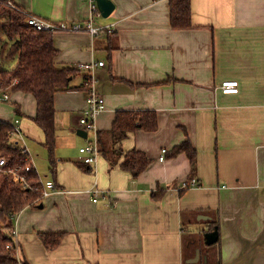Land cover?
Listing matches in <instances>:
<instances>
[{
  "label": "crops",
  "instance_id": "obj_1",
  "mask_svg": "<svg viewBox=\"0 0 264 264\" xmlns=\"http://www.w3.org/2000/svg\"><path fill=\"white\" fill-rule=\"evenodd\" d=\"M7 1L56 24L93 18L112 26L96 36L53 32L54 67L74 70L68 89L53 96L52 160L34 121V96L3 89L9 99L0 102V120L18 119L21 137L13 141L27 149L40 185H55L44 197L41 187L14 216L16 258L23 264H264V0H189V28L170 26L169 0H110L106 18L99 10L92 15L84 0ZM97 62L103 66L91 77L105 109L95 119L97 160L88 166L79 148L89 138L77 131L89 74L78 65ZM228 80L237 81V93L221 92ZM133 111L154 112L156 130L129 132L114 143L116 114ZM185 143L192 161L174 153ZM132 149L149 160L136 177L120 166ZM213 223L218 239L208 254L186 235L212 232ZM48 234L60 235L55 245L44 241Z\"/></svg>",
  "mask_w": 264,
  "mask_h": 264
},
{
  "label": "trees",
  "instance_id": "obj_2",
  "mask_svg": "<svg viewBox=\"0 0 264 264\" xmlns=\"http://www.w3.org/2000/svg\"><path fill=\"white\" fill-rule=\"evenodd\" d=\"M7 2L0 0V88L13 87L34 96L36 101L34 121L44 131L49 159L52 160L53 96L58 91L68 89V78L74 69H56L54 58L57 51L53 47V31H38L26 26V14L30 13L19 7L15 9ZM169 11L172 28L190 27L189 0H169ZM12 62L13 66L5 67ZM15 80L17 82L14 84ZM156 128L154 112H119L110 133L115 143L129 132L140 129L155 131ZM10 129L11 124L0 120V157L6 161L4 169H17L22 172L27 164L26 155L18 143L8 136ZM179 152H185L191 161L194 159V153L187 143L174 149V153ZM148 164L149 160L144 154L132 149L124 154L120 166L136 177ZM25 176L28 188H22L21 183L13 175L0 174V264H18L14 252L7 248L8 244L13 243L14 216L38 198L42 189L33 170ZM212 226L214 228L216 224L213 223ZM53 236L49 234L43 236L47 245H55L60 238V235L55 236V239ZM199 264H203V261H199ZM204 264L220 263L207 261Z\"/></svg>",
  "mask_w": 264,
  "mask_h": 264
},
{
  "label": "built area",
  "instance_id": "obj_3",
  "mask_svg": "<svg viewBox=\"0 0 264 264\" xmlns=\"http://www.w3.org/2000/svg\"><path fill=\"white\" fill-rule=\"evenodd\" d=\"M90 8V12L92 15H99L97 4L95 0H84ZM8 4L18 9L14 4L8 1ZM27 20L25 25L38 30V31H48V32H54L56 30H70V31H84L91 36H96L100 32L107 30L111 31L112 26L111 25H97L94 23L93 18L90 20L85 21L82 24H71L67 25L64 23H53L51 21L42 19L40 17H37L33 14H26ZM103 66V62H97V63H85V64H79L78 68L82 71H86L88 75V86L89 91L86 97V106L83 109L79 119L78 124L82 131L86 133V136L88 135V143L84 146L79 148V159L80 161L88 166H93L97 160L98 156V139H97V132H96V126H95V119L99 113H101L105 109V103L103 97L98 95L93 87V71L96 67ZM15 80L13 83H16ZM220 90L223 94H235L238 91V83L234 80H228L223 81L220 85ZM9 99L8 92L0 88V102H5ZM19 121L16 119L14 123L11 125V129L8 132V136L10 139H14L15 137H21V131L18 125ZM16 144L18 142L14 141ZM20 148H22L23 152L25 153V161H27V164L23 168V173L20 171H17V169H10L6 170L4 169V166L6 164V161L3 157H0V174H7V175H13L14 178L21 183L22 188H28L27 180H26V173H30L32 169V165L30 163V159L28 156L27 149L19 145ZM165 153V150H162V154ZM163 159V157H160V160ZM41 187H43L41 197H44L48 194V190H54L55 185L51 181H46L43 184H41ZM91 196H92V202H97L98 200V193L99 191L96 188L89 190ZM106 204H109L107 202ZM12 236H14V232L12 233ZM7 248L11 249L15 256H16V250L17 245L13 239V243H10L7 245ZM17 257V256H16ZM18 264H23L19 259H17Z\"/></svg>",
  "mask_w": 264,
  "mask_h": 264
},
{
  "label": "water",
  "instance_id": "obj_4",
  "mask_svg": "<svg viewBox=\"0 0 264 264\" xmlns=\"http://www.w3.org/2000/svg\"><path fill=\"white\" fill-rule=\"evenodd\" d=\"M95 1L101 15L105 18L108 17L114 8L112 2L110 0H95ZM77 134L81 137H86V133L82 130H78ZM204 238H205V243L207 245H211L215 243L218 239V232L216 227L212 232L205 233ZM197 258H198V250H196L195 257L191 260V262L195 261Z\"/></svg>",
  "mask_w": 264,
  "mask_h": 264
},
{
  "label": "rangeland",
  "instance_id": "obj_5",
  "mask_svg": "<svg viewBox=\"0 0 264 264\" xmlns=\"http://www.w3.org/2000/svg\"><path fill=\"white\" fill-rule=\"evenodd\" d=\"M9 2H11V1H9ZM8 3V2H7ZM12 3V2H11ZM13 4V3H12ZM18 8V7H17ZM4 64H6V63H4ZM196 232H194V233H191V235H186V237L188 238V237H190V238H193L194 240H196V244L197 245H199L200 246V249L202 250V251H206L208 254L210 253V254H212V249H216L215 247V245L216 244H214V245H206L205 244V238H204V234L202 233V231L201 232H197L196 234H195Z\"/></svg>",
  "mask_w": 264,
  "mask_h": 264
},
{
  "label": "bare ground",
  "instance_id": "obj_6",
  "mask_svg": "<svg viewBox=\"0 0 264 264\" xmlns=\"http://www.w3.org/2000/svg\"><path fill=\"white\" fill-rule=\"evenodd\" d=\"M98 132V131H97Z\"/></svg>",
  "mask_w": 264,
  "mask_h": 264
}]
</instances>
